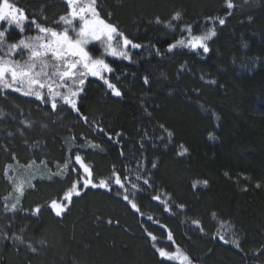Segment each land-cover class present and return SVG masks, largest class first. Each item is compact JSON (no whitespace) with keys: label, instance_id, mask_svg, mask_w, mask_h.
<instances>
[{"label":"trees","instance_id":"1","mask_svg":"<svg viewBox=\"0 0 264 264\" xmlns=\"http://www.w3.org/2000/svg\"><path fill=\"white\" fill-rule=\"evenodd\" d=\"M10 2L29 22L34 18L57 30L63 27L59 17L69 11L66 0ZM232 3L227 9V0H96L101 19L142 45L129 62L105 59L113 69L106 77L122 95L114 96L102 80L88 76L77 100L79 112L64 105L67 117L41 123L47 131H35L29 141L48 162L60 163L66 153L98 145L85 152L89 161L83 159L93 181L115 171L135 192L136 197L127 195L140 212L112 191L91 187L74 196L60 217L51 202L39 207V214L37 207L26 208L16 224L28 237H44L50 245L41 256L0 248L2 264H178L159 256L149 232L164 233L166 239L171 232L170 243L192 264H264V0ZM177 12L181 19L172 20ZM217 17L224 25L213 23ZM169 21L174 31L164 27ZM186 26L193 35L215 27L208 53L167 51L187 37L181 31ZM5 27L0 22V30ZM34 31L26 23L21 34L13 25L6 40L18 42ZM19 58L17 53L14 59ZM16 93L0 91L2 97ZM21 142L2 144L24 158ZM181 145L187 149L183 156ZM44 187L30 199L35 206L62 191V184ZM214 218L232 227L239 247L215 234Z\"/></svg>","mask_w":264,"mask_h":264},{"label":"snow or ice","instance_id":"2","mask_svg":"<svg viewBox=\"0 0 264 264\" xmlns=\"http://www.w3.org/2000/svg\"><path fill=\"white\" fill-rule=\"evenodd\" d=\"M66 3L69 11L66 15L59 17L57 23L63 25V27L57 30L37 23L34 18L29 22L28 16L24 14L21 8L10 2V0H0V22H6V27L0 30V89H12L25 96H34L41 102L50 103L53 111L57 109V104L60 102L62 105L79 112L77 100L83 91V85L88 76L102 80L114 96L119 97L122 95L119 88L105 75L113 71L112 67L106 63L103 57L93 58L87 50V45L92 41H99L106 55L129 61L132 60L129 49H140L142 45L134 43L115 25L101 19L96 8V0H86L84 3L81 0H66ZM233 7L232 0H227V9ZM180 19L181 14L179 12L172 17V20L179 21ZM77 20L79 21L78 26L74 24V21ZM216 21L219 25L225 23V20L219 17L215 18L213 23ZM26 23L29 30L34 27L37 34L24 36L18 42L8 43L6 40L8 28L14 25L15 29L22 34L25 31ZM155 23L160 24L161 20L157 18ZM164 27L175 30L171 21L167 22ZM70 31L73 33L72 35L69 34ZM181 31L187 32V37H182L175 43L169 44L168 52L182 48L192 51L202 50L206 54L210 51L208 41L217 34L215 27L208 28L199 35H193L191 26H186ZM17 53H19L20 58L14 59ZM157 54H159V50H157ZM144 83H148L147 77H145ZM61 89L64 91H61ZM45 97H47V100ZM83 119L87 122V117H83ZM99 130L103 131L102 128ZM168 136L171 137L172 133L169 132ZM91 146L98 147V145ZM186 152L187 149L181 145L179 154L183 156ZM75 163L83 170L79 174V179L72 183L71 188L64 194L62 201L52 200L49 205L57 217L62 216L67 210V204H71L73 196L79 197L83 190L91 187L111 192L113 185H118L120 189H123L125 193L123 199L131 205L132 209L140 212L134 200L126 194L128 190L118 173L114 171L111 177L101 178L98 182H94L90 167L83 162L79 153L75 155ZM68 166L66 162L61 171L54 173V175H61ZM152 166L153 168L156 167L155 164ZM12 167L11 164L7 166L8 170H11ZM72 171L76 172V169L73 168ZM5 175H8L7 170ZM8 178L10 181L13 179L12 177ZM140 178L139 175L136 176L137 180ZM127 179L126 176L125 180ZM144 184H148L147 179L144 180ZM195 186L194 184L193 187ZM257 186L259 187V185ZM132 187L138 188V185L132 183ZM14 191L17 193L16 201L10 206L5 203L6 212L14 213L17 211L20 197L24 194L23 181L14 183ZM153 199L158 200L159 197H153ZM5 200L7 201L8 197H5ZM65 201L67 204L64 203ZM34 213L39 214L40 208H35ZM148 219H152V217L149 216ZM194 223L198 222L194 221ZM147 234L155 246L157 237L150 232ZM16 239L21 238L17 237ZM168 239L173 240L171 232L168 233ZM220 239L224 240L225 243L231 242L239 247L238 240L228 241L225 240L223 235L220 236ZM21 242L23 241L21 240ZM29 247L33 252L36 251V248L31 247V245ZM156 251L161 258L169 261H177L178 264H192L187 254L179 248L175 252H169L158 247Z\"/></svg>","mask_w":264,"mask_h":264},{"label":"rangeland","instance_id":"3","mask_svg":"<svg viewBox=\"0 0 264 264\" xmlns=\"http://www.w3.org/2000/svg\"><path fill=\"white\" fill-rule=\"evenodd\" d=\"M13 1L15 2L18 0ZM81 2L84 3L86 2V0H81ZM74 24L78 26L79 21H74ZM36 34L37 31H34V35ZM69 34L72 35L73 33L70 31ZM87 50L90 52L93 58L103 57L104 59L110 58L114 60H123L129 62V60L106 55L104 53L103 46L99 41L90 42L87 45ZM133 50L135 49H129L130 53ZM107 74L108 73H106L105 75ZM90 77L100 80L97 77ZM9 90L11 89H0V91ZM45 99L47 100V97H45ZM66 117V108L61 103H58L57 109L53 111L51 109L50 103L41 102L34 96H25L21 93L9 97H2L0 95V161L4 162L2 171L0 173V248L9 246L16 248L20 253L24 250L28 251L30 255L41 256L49 247L50 242L44 237H28L26 234L27 232L23 231V229H21L16 224L15 217L18 216L22 210H28L31 208L34 209L35 207L41 206L47 207L52 200L59 199L60 196L63 195L65 191H67L71 187L72 183L79 179V174L82 173L83 170L78 164L75 163V155L77 153L81 155L82 159L85 158L86 161H89L87 157L89 153L85 152L93 151L95 149L91 146L92 144H86L83 149H77L75 153H66L63 161L60 163L54 161L48 162L41 154L39 155V152H37V150L35 151L34 147L36 146V142L29 141V137L35 135V131H47V127H45L41 123H46L50 119H54L55 121H62ZM18 139L22 141V146L26 151L24 158L19 157L18 154L14 152H11L10 154V152H8L2 144L5 140L10 143ZM33 161H35V163H33ZM66 162L69 165L68 168L64 170L61 175H54V173L61 171L63 165ZM9 164L13 166L11 170H8L7 168ZM73 168L76 169V172L72 171ZM6 170L8 172L7 176L5 175ZM8 177H12V181H10ZM21 181H23L24 183V194L22 197H20V202L17 205V211L14 213L6 212L4 208L5 203L10 206L16 201L17 193L14 191V183H20ZM52 183L62 184V191L57 195H53V197L48 200L41 199L38 204L36 203L39 206H35V203L32 204V201H30V199L35 198L36 196L41 194L45 188H47H42L43 186L51 185ZM195 185V188H197L199 186H202V183H195ZM112 194L118 196L119 198H122L123 194L125 193L124 190L120 189L119 186L116 185V187H113L112 189ZM126 194H130L136 197L135 192H133L131 189H128ZM5 197H8L7 201L5 200ZM64 203L67 204L66 201ZM69 205L70 204H67V208ZM147 210L150 211L151 215L155 214V211H152L151 208ZM53 213L55 215V212ZM213 220L215 223V234L223 235L224 237L226 236L229 241L234 240L232 235L233 229L228 223L221 222L216 218H214ZM17 237H20L21 239H16ZM156 237L159 238L156 239L157 242H155L156 248H164L169 252L176 251L177 248L173 247V244L170 243V240L168 238L166 239L164 233H158ZM21 240L23 242H21ZM29 245L36 248V251L33 252ZM184 248L185 250L189 249V247L186 245H184ZM201 258L202 257L200 256H196L195 253L194 259L196 261H199ZM162 259L167 260L165 258ZM169 262L174 263L177 261ZM0 264L2 263L0 262Z\"/></svg>","mask_w":264,"mask_h":264}]
</instances>
